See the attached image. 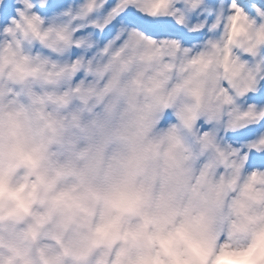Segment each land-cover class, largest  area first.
<instances>
[{"label": "clouds", "instance_id": "1", "mask_svg": "<svg viewBox=\"0 0 264 264\" xmlns=\"http://www.w3.org/2000/svg\"><path fill=\"white\" fill-rule=\"evenodd\" d=\"M0 264H264V0H0Z\"/></svg>", "mask_w": 264, "mask_h": 264}]
</instances>
